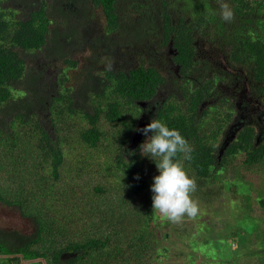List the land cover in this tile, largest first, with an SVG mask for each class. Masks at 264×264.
<instances>
[{
    "label": "trees",
    "instance_id": "16d2710c",
    "mask_svg": "<svg viewBox=\"0 0 264 264\" xmlns=\"http://www.w3.org/2000/svg\"><path fill=\"white\" fill-rule=\"evenodd\" d=\"M9 1L0 0V145L8 149H0L1 158L3 151L12 157L18 152L29 151L32 156L38 152L41 164L50 163L52 172L58 176L66 160V150L78 151L79 157L87 162L85 149L103 147V139L110 137L116 152L114 159L107 162L116 163L129 171L130 176L139 172V179L133 177L131 188L135 194L141 193L148 184L146 178L140 176L143 172L137 163L139 154L135 150L128 155L127 148L138 127V118L144 109L142 103H156L154 118L179 130L188 142L191 158L183 153L177 157L186 173L193 171L199 179L207 180L228 169L233 159L246 166L264 162V142H257L258 131L254 124L236 131L219 157L235 118L232 98L222 99L226 104L224 110L214 103L203 108V104L212 101L217 94L221 96L218 87L229 80L248 85L264 104V0H126L127 7L123 0H90L104 13L107 26L103 37L124 32L130 43L141 44L158 32L159 47L151 58L142 56V62L128 68L113 66L94 70L95 81L101 86L85 79V83L95 85V89L87 90L81 102L73 86L67 85V71L77 67L76 59L68 55L64 58L66 65L56 83V91L40 93L33 77L30 78L23 56L27 52H39L46 45L53 24L48 7L65 0H34L38 6L28 13L7 5ZM221 2L227 3L234 12L232 21L225 22L221 18ZM62 7L59 5V10L63 11ZM124 8H130L131 13ZM204 39L209 49L219 53L214 52L211 58L200 57V40ZM170 49L174 55L168 58ZM219 57H224L227 64L218 63ZM106 59L113 58L109 54ZM169 60L180 65L178 73L171 72L173 80L164 74L160 64H168ZM219 65L228 66L230 71ZM171 82L174 91L159 98L160 90ZM41 107L44 109L40 113ZM76 120L85 124L77 126ZM109 122L114 123V134L105 127ZM229 123L231 126H227ZM143 136L142 143L147 139ZM23 160L18 157L14 165L22 166ZM154 165L157 167L155 161ZM34 168H37L35 164ZM37 171L29 168L21 171V184L13 193L0 188V201L19 207L37 225L36 232L30 235L0 229L1 254L13 262L24 259L41 264H151L150 261L144 263L141 256L131 260L127 254L128 248L141 246L147 232L151 233L149 238L152 236L154 232L149 229H137L127 242L119 240L122 234L120 238L112 236L120 233L118 229L107 231L110 233L101 237H86L83 233L82 238H79L80 230L75 234L67 231L63 223L70 226L77 223L75 211L78 208L87 212L77 201H72L71 208L70 202L60 200L64 196L54 202L66 203L63 206L68 208L67 213L59 211L50 200H47L48 206L43 207L44 198L51 191L39 182L43 177L30 185L25 183L28 174H38ZM260 203L264 206L263 198ZM49 211L58 214L52 216L50 223L45 217ZM146 211L153 213L151 207ZM54 225L63 231L55 234ZM45 229L49 232L44 233ZM113 239L119 242H112Z\"/></svg>",
    "mask_w": 264,
    "mask_h": 264
},
{
    "label": "rangeland",
    "instance_id": "374dc122",
    "mask_svg": "<svg viewBox=\"0 0 264 264\" xmlns=\"http://www.w3.org/2000/svg\"><path fill=\"white\" fill-rule=\"evenodd\" d=\"M69 1L65 0L58 5L54 3L48 7L50 17L53 19L48 42L39 52H27L23 56L27 62L30 78L33 77L34 86L40 93L56 91L58 89L56 83L66 65L64 58L72 56L76 59L77 67L67 71L69 77L67 85L73 86L74 94L81 102L85 100L87 90L92 87L95 89V85H88L85 79L88 78L91 82H95L97 87L101 86L95 81L94 70L109 66L117 69L128 68L132 64L142 62L140 60L142 56L146 55L151 58L155 49L159 47L157 45L158 32L151 34L141 44L130 43L128 35L124 32H114L105 38L103 36L107 25L102 9L90 0L88 2ZM125 2L126 0H123L126 6ZM70 3L76 7V10L70 13H77L65 12L64 6ZM6 4L15 9L22 8L27 13L38 6V2L35 5L34 0H10ZM59 5L63 6V11L59 10ZM124 11L131 13L130 8ZM138 19L141 21L139 16ZM200 46V57L211 58L210 55L214 52L219 53L215 49H209L205 39L200 40ZM138 53L140 57H137ZM109 54L113 59L105 61L104 59ZM173 55L170 49L167 57L170 58ZM224 59V57H219L217 62L226 63ZM160 64L164 67V74L173 80L168 74L174 69L172 62L169 60L168 64L167 62L165 64L160 62ZM219 67L222 68L223 65ZM172 83H168L160 90L159 98H164L174 91ZM226 84L227 82H223L218 87L221 96L217 94L218 96L212 101L203 104V108L212 103L220 106V110L226 108L222 99L231 96L224 87ZM154 106L153 112L149 113L151 114L150 120L155 117L158 104ZM43 109L39 108V112L41 113ZM242 122L244 121H237L238 124ZM75 124L82 126L85 122L76 120ZM250 124L253 123L244 122L237 128L234 125L229 132L235 134L241 127ZM113 125L114 123L109 122L105 124V127L114 134L116 130ZM143 138L144 136L135 147L129 149V153L127 152L130 155L132 151H138L137 163L143 172L140 176L145 177L148 184L141 193L135 194L131 188V182H134L133 177H137L139 172L130 176L129 171L118 167L116 163L107 162L114 159V152H116L113 139L110 137L103 139V147L93 150L85 149L88 154L85 155L88 157L87 162L84 158L82 159V156L79 157L78 151L66 150V160L60 167L58 176L52 172L53 168L52 165L50 167V163L41 164L38 152L33 156L29 151L18 152L16 153L18 155L12 157L3 151L2 158L0 157V188L13 193L21 184V171L27 168L33 171L38 170V174H28L25 183L30 185L35 182V179H41L40 177L45 179L39 182L50 187L51 191L44 198L45 200L40 198L42 202L44 200V203L41 202L42 205L48 206L47 200H50V204L53 203L54 207L64 213H67L68 208L63 205L70 202L72 208V201H77L78 205L85 208L84 212L87 213H83L80 208L75 211L78 217L77 223L71 226L63 223L65 229L72 234L80 230L79 238L83 237V233L86 237H101L118 229L120 233L112 236L120 238L122 234L119 240L127 242L135 236L137 229L153 231L150 238L151 233H146L147 238L143 240L141 246L138 244L133 249H127L131 260H136V256H141L144 263L150 261L151 264H264V206L260 203V199H264V162L246 166L239 160L233 159L228 169L207 180L199 179L193 171L187 172L197 183L196 191L191 194V197L198 203L199 211L194 218L184 216L180 223H173L153 210L151 186L158 168L154 165L153 159L141 155L140 145ZM263 142L264 137L262 136L259 144ZM3 148L8 150L0 145V149L3 150ZM18 157L24 159L22 166L14 165ZM34 164L38 169L34 168ZM102 166L104 167L100 168ZM101 189L102 191H99ZM61 196L64 197L60 200L66 203L62 201L55 203L54 201L58 200L57 197ZM148 207L152 208L153 213L146 211ZM46 213L48 215L45 217L49 223L52 221V216L58 215L54 211ZM67 219L66 217L64 221L67 222ZM33 221L25 216L19 207L0 201V229L7 232L17 230L30 235L35 233L37 228ZM54 230L55 234H58L62 229L54 225ZM47 232L49 229H45L44 233ZM119 240L113 239L112 242L118 243ZM0 264L13 263L7 261L6 258H1ZM34 264L41 263L36 261Z\"/></svg>",
    "mask_w": 264,
    "mask_h": 264
},
{
    "label": "clouds",
    "instance_id": "9594fccd",
    "mask_svg": "<svg viewBox=\"0 0 264 264\" xmlns=\"http://www.w3.org/2000/svg\"><path fill=\"white\" fill-rule=\"evenodd\" d=\"M220 7L221 18L225 22L232 21L234 12L229 5L221 2ZM147 111H151V108ZM138 131L147 137L140 145L141 155L153 159L159 170V175L154 177L151 186L154 212L173 223H180L184 216L196 217L199 211L198 203L192 199L191 194L196 191L197 183L177 159L181 153L185 154L186 158H191L187 140L179 130L168 127L156 118ZM150 132L153 133L151 136L148 135Z\"/></svg>",
    "mask_w": 264,
    "mask_h": 264
},
{
    "label": "flooded vegetation",
    "instance_id": "af4514ba",
    "mask_svg": "<svg viewBox=\"0 0 264 264\" xmlns=\"http://www.w3.org/2000/svg\"><path fill=\"white\" fill-rule=\"evenodd\" d=\"M67 2L70 1L67 0ZM64 8L68 13H70V11L76 10V7L71 3L66 7L64 6ZM75 13L77 12H73L70 14H75ZM170 62H172V65H174V69L172 71L170 70L168 73L172 78L173 75L171 74V72L178 73L180 69L179 67L180 65L176 64L172 60H170ZM221 64H227V63H221ZM223 68L227 71H230V69L226 65H223ZM226 76L228 79H231L229 75L226 74ZM97 79H99L100 82H103L101 77H97ZM172 79H174V77ZM224 87H226L228 92H230L231 96L228 97L232 98V100L235 102V111H234L235 118L233 121L234 123L232 122V126L230 123L227 124V126L230 125L232 128L235 125V127L237 128L239 125H243L244 122L246 123L250 121L256 126L258 135L263 134L262 136L264 137V104L262 103L260 97L256 96L255 93L252 91V88L248 87V85L245 87V85H241L238 81L235 80L234 81L232 80L231 82L229 80ZM154 104L152 103L147 104L148 107H146V109L151 108V111H148L147 113L153 112V109L155 107ZM239 120L240 121L242 120L244 122L238 124L237 121ZM219 157L221 158V156Z\"/></svg>",
    "mask_w": 264,
    "mask_h": 264
},
{
    "label": "water",
    "instance_id": "95a60500",
    "mask_svg": "<svg viewBox=\"0 0 264 264\" xmlns=\"http://www.w3.org/2000/svg\"><path fill=\"white\" fill-rule=\"evenodd\" d=\"M148 103H142V106L144 107L143 109V112L141 113V115L139 116L138 118V127L135 131V133L133 134L132 136V141L130 143V145L128 146V150L129 149H132L133 147H135V145H137L141 139V137L144 135L143 132L141 131H138V129H142L143 127H145L148 123L151 122L150 118L151 117L149 113H147V109H146V106H147ZM231 135V134H229ZM227 137V140L225 141V146L224 148H222L220 150V156H222L223 152H224V149L226 147V145H228L229 141L232 140L234 138V134H232L231 136ZM263 134H259L258 137H257V142L259 143L261 141V137H262ZM126 149V150H127Z\"/></svg>",
    "mask_w": 264,
    "mask_h": 264
},
{
    "label": "crops",
    "instance_id": "0c3cea01",
    "mask_svg": "<svg viewBox=\"0 0 264 264\" xmlns=\"http://www.w3.org/2000/svg\"><path fill=\"white\" fill-rule=\"evenodd\" d=\"M1 258H6L7 261H9L13 264H34V263H36V262H34V260H24V259H19V258H18L19 260L13 262V261H10L8 259V256L3 255V254H0V259Z\"/></svg>",
    "mask_w": 264,
    "mask_h": 264
}]
</instances>
